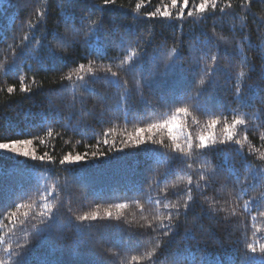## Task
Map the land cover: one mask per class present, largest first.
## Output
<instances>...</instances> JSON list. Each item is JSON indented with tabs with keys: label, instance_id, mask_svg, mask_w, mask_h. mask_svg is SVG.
<instances>
[{
	"label": "trees",
	"instance_id": "16d2710c",
	"mask_svg": "<svg viewBox=\"0 0 264 264\" xmlns=\"http://www.w3.org/2000/svg\"><path fill=\"white\" fill-rule=\"evenodd\" d=\"M193 2L199 0L190 7ZM161 5L0 0V141L33 139L37 154L54 156L52 163L0 150L5 264H188L193 258L196 264H264V0L247 7L243 0H217L202 15L187 17L186 10L183 21L147 18ZM79 64H91L93 74L68 81ZM21 75L30 93L20 92ZM12 85L16 91L9 94ZM178 107L191 115L177 114ZM173 115L194 137L209 131L213 115L228 121L240 115L246 123L234 139L248 140L243 149L229 142L192 155L172 151L167 130L153 137L163 146L121 142ZM214 131L223 138L222 124ZM105 138L122 150H110ZM97 150L106 154L92 158ZM69 152L89 155L60 165ZM189 188L187 212L163 207L183 205ZM117 203L128 205L120 219ZM18 204L32 207L17 210ZM45 204L50 218L42 215ZM106 209L111 219H75L93 211L104 216ZM170 212V228L149 227ZM8 243L11 256L4 252Z\"/></svg>",
	"mask_w": 264,
	"mask_h": 264
},
{
	"label": "snow or ice",
	"instance_id": "6c2138e0",
	"mask_svg": "<svg viewBox=\"0 0 264 264\" xmlns=\"http://www.w3.org/2000/svg\"><path fill=\"white\" fill-rule=\"evenodd\" d=\"M244 6L247 7L250 3V0H243ZM104 6L108 5H115L116 0H103ZM229 8L232 7L231 4L228 5ZM141 5L137 4L136 9H140ZM211 8L212 10H215L217 8V0H199L198 3L193 2L190 7V0H168L167 3H163L162 5L157 6L154 11L148 12L147 18L149 19H162V20H180L183 21L185 19V12L187 10V17H195L197 15H202L207 12V10ZM221 12H224V9H220ZM67 23V22H66ZM69 27H71L70 24H68ZM100 25H97V28ZM24 40H27L28 37H24ZM61 44L67 43L64 40L60 41ZM175 51V49H173ZM132 56H129L128 61H131ZM211 59L213 61L216 60V56H212ZM128 61H124L127 63ZM205 70L209 71L211 70L210 65H205ZM108 72H111V68L107 69ZM84 74H93V67L91 64H89L87 67L84 64H79L77 66V69L75 72L69 73L66 77L68 81H72L73 75L77 76L80 80L84 79ZM113 76L116 75V73H111ZM241 76L244 75L243 72L240 73ZM20 79V87L19 90L22 93H30L32 91L31 87L25 83L26 77L24 75H21L19 77ZM204 80H200V84H203ZM16 91V86L12 85L7 88V92L9 94ZM237 93H239V89H237ZM177 114H182L184 116H189L191 113L189 112V109L187 107H178L176 109ZM246 120L243 116L240 115H234L230 121L224 119L222 120L221 116L213 115L207 124V128L209 131L202 132L198 136H193L190 132H186L184 130V127L178 123V116L173 115L170 119L163 120L161 122L156 123H150L146 127H138L135 129L134 132L127 133V139L121 141L125 147L128 146H139L141 144H145L148 142L164 145L163 139L156 140L154 139V135L157 132H163L164 130H167L168 138L172 142V151L177 153H184L187 155H192L197 152L203 153L204 150L210 149L212 147H216L217 144H227L229 142H232L236 145H240L241 149H243L244 144L247 142L248 137L244 136L242 139H234V136L236 135V129L238 126L245 125ZM223 128V138H219L215 134V129L217 125H221ZM49 136H52L53 133L51 130L47 133ZM147 134V135H146ZM108 133H105V137H107ZM181 136H183L184 144H181L179 142ZM260 139L264 141V135H261ZM41 144L44 143V141H40ZM103 143L105 145H109L110 150H122V149H115L114 141H109L107 138L103 140ZM34 145L33 139H15V140H8V141H0V150L7 151L13 154L21 155L24 157H29L33 160H40V161H47V162H54V156L52 154H49L48 152H45L42 155L37 154V150ZM106 153L100 152L99 150L92 152L91 156L92 158H97L99 156H103ZM88 153L83 154H75L73 155L71 152L63 155L61 159H59L60 165H66L70 163H74L77 161L85 160L88 158ZM201 179H204V176H201ZM189 184H191V180H189ZM48 196H52L53 192L50 190H45ZM192 191L191 188L188 189L189 194L187 195V199L184 201L183 205L181 204H173L169 206L168 204H163V207L165 208H173L176 211V214H179L180 208L183 207L185 212H187L189 208V202L193 200V196L190 194ZM156 204H162V200L155 201ZM128 205L126 203H117L113 207L117 210L116 219H120V212L119 210L126 208ZM22 207H28L31 208L32 205H24V204H18L16 205L17 210ZM44 207L47 209V212L42 213L43 216L50 218V213L52 212V209L45 204ZM245 209H248V202L245 203ZM25 217L28 216V213L25 212L23 214ZM261 216H264V212L260 213ZM17 216V212L13 211L10 213V216L8 217L9 222H12L14 218ZM113 217V212L111 210H105L104 216H101L99 212L93 211L91 213H87L84 215H79L75 219L79 222H94L100 219H111ZM173 215L170 212L167 216L158 215L156 217V220L159 222L158 226L149 225L150 228H152L153 231H157L158 229H168L171 227V223L173 220ZM167 221V224L165 223ZM44 223L45 221H41ZM11 231V229H10ZM164 236H168V231L163 232ZM0 243H6L4 241L3 237H0ZM18 248H23V245H17ZM157 247H160V245H157ZM260 251L264 253V244H261ZM247 248L255 253L256 252V246L254 244H247ZM14 249L12 247L11 243L7 244V247L4 248V252L8 253L9 256L13 253ZM133 261H137V257H132ZM0 264H5L4 260H0ZM188 264H196L195 259H189Z\"/></svg>",
	"mask_w": 264,
	"mask_h": 264
}]
</instances>
